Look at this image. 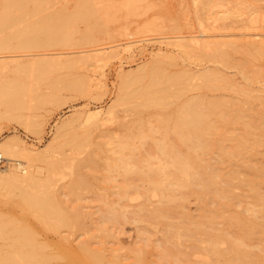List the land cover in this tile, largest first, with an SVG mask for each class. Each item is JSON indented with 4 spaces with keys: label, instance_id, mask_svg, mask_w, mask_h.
I'll return each mask as SVG.
<instances>
[{
    "label": "rangeland",
    "instance_id": "374dc122",
    "mask_svg": "<svg viewBox=\"0 0 264 264\" xmlns=\"http://www.w3.org/2000/svg\"><path fill=\"white\" fill-rule=\"evenodd\" d=\"M78 1L50 0V7L41 15L55 12L59 19L65 20ZM93 3L107 7L104 25L87 26L82 19H75L69 25L74 34L68 44L0 50V63H5L0 71V83L10 81L21 88L9 105H0V141L16 135L28 147L41 150L56 135L62 122H68L67 133L86 141L84 149L76 153L62 146L61 141L55 147V150L63 149L75 165L74 173L66 169L54 176L57 204L69 226L50 227L42 218V211L25 203L21 188L13 187L0 197V264L33 261L93 264L85 246L98 248L97 242L108 235L107 246L121 248L120 254H125L141 242L142 225L150 232L148 258L157 260L152 249L162 237L159 222L150 223L147 219L141 224L123 222L116 230L110 224H102L100 211L105 200L117 198L115 193L124 184L121 170L113 171L111 166L120 156L131 152L137 157L153 155L152 141H141L139 132L158 139L160 135L149 132L150 128L157 125L159 114L171 112L178 103L167 107L123 105L117 100L121 75H126L132 87L138 88L149 81L152 68L161 69L166 75L184 69L192 72L204 67L217 69L233 86L215 90L201 87L186 93L178 102L194 94L223 97L250 102L264 117V56L257 55L260 50L264 52V0L249 3L245 9H237L236 0H228L214 9L200 0H132L131 3L94 0ZM128 6L132 7L130 13L126 11ZM226 13L234 16L218 18ZM85 32L88 39L82 38ZM36 38L42 41L45 36L39 34ZM196 39L208 41L209 52L214 55H201ZM219 51L225 53L226 62L216 56ZM35 69H39L36 76ZM69 82L75 86L68 87ZM195 82L201 85L202 80ZM244 87L258 98L238 90ZM96 111L100 113L88 119ZM220 124L219 129L208 135L213 143L223 141L231 146L232 142L226 138L228 133H248L242 123L229 128ZM254 132L264 135V126ZM133 146L137 148L134 151ZM55 150L50 152L54 154ZM216 152L214 147L202 155L214 162ZM88 153L93 155V160L81 163ZM241 155L264 164L262 145L251 144L241 150ZM20 158L27 159L25 154ZM16 166L15 160H7L8 169ZM219 167L222 173L229 170L227 163ZM130 204L133 208L138 202ZM184 210L197 215L205 207L189 197ZM225 213L235 217L245 214L243 206ZM84 242L88 245H83Z\"/></svg>",
    "mask_w": 264,
    "mask_h": 264
},
{
    "label": "bare ground",
    "instance_id": "6f19581e",
    "mask_svg": "<svg viewBox=\"0 0 264 264\" xmlns=\"http://www.w3.org/2000/svg\"><path fill=\"white\" fill-rule=\"evenodd\" d=\"M93 1L79 0L67 18L61 20L55 12L41 15L50 7V0H0V50L68 44L74 34L69 25L78 18L87 26L101 27L106 20L107 7L96 6ZM226 1L200 0L211 9ZM236 1L237 9L257 2ZM126 9L130 13L132 7ZM232 16L226 13L218 18ZM39 34L45 36L42 41L36 38ZM82 38L88 39V32L83 33ZM195 44L204 57L214 55L209 52L208 41L196 39ZM257 55L264 56L263 50ZM216 56L222 62L227 61L222 51ZM4 64L0 63V71ZM33 74H39V69ZM200 78L202 83L198 85L195 80ZM72 85L75 86L67 83L68 87ZM132 86L127 76L121 75L117 100L123 105L167 107L175 102L178 104L171 112L159 114L157 125L150 128L149 132L160 135L158 139L150 133L139 132L141 141H152L153 155L137 157L131 152L120 156L111 166L113 171L121 170L119 174L124 177V184L121 191L115 193L116 199L103 202L100 219L102 224H110L116 230L123 222L141 224L145 219L150 223L159 222L162 237L152 249L156 251L157 260L148 258L150 232L142 225L139 229L141 242L125 254H120L121 248L107 246L105 238L108 235L99 238L98 248L85 246L93 264H264V164L241 155V150L248 149L251 144L264 146V135L254 132L264 126L263 113L250 102L210 98L203 94L187 96L178 102L186 93L201 87L215 90L233 86L228 77L208 67L194 72L184 69L170 75L152 68L146 84L138 88ZM238 90L253 99L258 98L247 87ZM20 92V86L13 82L0 83V105H9ZM99 113L89 114L88 119ZM220 122L228 128L242 123L248 133H228L226 138L232 142L231 146L223 141L213 143L208 135L219 129ZM67 125L68 122H62L56 135L41 150L28 147L16 135L0 141V154L6 160H15L17 165L11 169L6 166L7 169L0 171V197L13 187L23 189L25 203L42 211V218L52 228L69 226L55 197V173H64L66 169L70 173L75 171L72 159L63 149L55 150L56 144L61 141L62 146L75 153L82 151L86 144L85 140L67 133ZM214 147L217 157L213 162L202 153ZM132 148L133 151L137 149ZM52 149L54 154L50 152ZM22 154L27 159L22 161ZM92 156L88 153L78 162L92 161ZM226 163L229 170L222 173L219 165ZM189 197H194L205 211L187 214L184 209ZM131 202H138V205L132 208ZM242 206L244 215L235 217L225 213ZM29 264L44 263L33 261Z\"/></svg>",
    "mask_w": 264,
    "mask_h": 264
},
{
    "label": "built area",
    "instance_id": "2783aa9c",
    "mask_svg": "<svg viewBox=\"0 0 264 264\" xmlns=\"http://www.w3.org/2000/svg\"><path fill=\"white\" fill-rule=\"evenodd\" d=\"M7 166V160L0 154V171Z\"/></svg>",
    "mask_w": 264,
    "mask_h": 264
}]
</instances>
